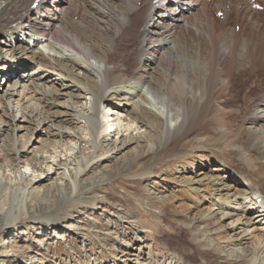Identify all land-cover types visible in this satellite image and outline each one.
<instances>
[{"label":"bare ground","instance_id":"6f19581e","mask_svg":"<svg viewBox=\"0 0 264 264\" xmlns=\"http://www.w3.org/2000/svg\"><path fill=\"white\" fill-rule=\"evenodd\" d=\"M118 1L122 2L109 6L108 0H87L81 3L78 0H0V45L3 44L1 42L3 39L8 48L12 49V56L15 52L29 55L39 66L37 76L40 78L48 76L43 75L41 67H48L66 74L76 70L79 77L87 83L90 81L89 87H80V89L82 88L83 93H91L94 100L91 101L90 106L84 108L86 113L77 112L74 117L78 124H82L83 133L81 134L89 137V141H86L87 138L85 139L77 131L74 134L68 130L57 129L52 134L59 139L56 142L58 147H61L65 136L71 137L77 143L93 144L92 154L88 157L83 156L75 162L80 167L75 174V183L77 176L81 178L90 169L101 164L102 157H97L93 153L102 149L105 140L107 141L108 134L105 140L101 137V133L106 132V123H110L109 126L114 129L113 138L117 137L124 127L125 132H129L118 142V146H113L114 148L109 150L107 156L118 153L143 138L139 132L143 126L150 132L152 129L151 136H155L151 145L148 142L145 143L147 153L158 149L163 154L167 153L173 145L187 138L194 129L202 131L206 141H211L215 146L219 140H223L226 152L222 148L224 152L222 153L220 147L218 150L222 154L213 153L208 158H202L206 160L203 164L191 166L192 169L195 167L201 169L203 166L206 169L216 165L210 172H222L223 177L206 178L204 179L206 182L199 179L187 181L185 177L179 179L177 176L170 178L172 184L181 187L180 197L184 202L179 207V213L193 212L194 217L202 222V229H192V231L187 222L180 221L182 229L185 232L189 231L190 244L196 250L182 248L175 251L173 255L177 258L176 264H264V80L261 81L257 75L264 71L262 50L257 49V44L252 45V41L236 39H230L226 43L227 49L220 50L221 48L217 46L221 36L217 32H221L224 27L221 23V25L215 23L211 10L223 20L229 8L233 7L232 0ZM214 2H216V8L213 10L211 4ZM245 2L264 9V0H246ZM218 7L220 10L216 12ZM218 15L217 19H219ZM77 17H80L79 22H76ZM81 17L85 20H81ZM138 17L141 19L139 30L130 34ZM128 32L130 35L127 34ZM201 37L207 40L209 43L207 46L202 45ZM25 38H30L31 42L33 40L35 45L46 43V47L54 53L51 55L48 52L52 60H48V56L32 49L31 46L18 47L19 42L26 40ZM129 46H131L130 49H128ZM190 46H193V52H188ZM133 51L136 53L134 66L131 72L126 74V65H129L127 59ZM162 60H168L170 65L167 68L163 67ZM6 73H12V71L4 70L1 75L7 76ZM27 74L18 75V77L27 79L31 75ZM91 76H98L100 81L92 80ZM128 80H134L137 89L139 86L144 87L145 93L139 89L135 90L138 100L132 103L129 119L127 117L123 119L118 111L119 107L116 106L110 110L112 112L110 122L104 121L103 119L108 117L107 113L103 112L104 105H110L108 99L113 94L108 92L109 89L112 86L124 84ZM235 81L242 85L244 90L242 97L245 104L240 123L253 125L254 122L259 121L260 126L259 129H253L247 134L246 147L239 142L236 143V138H240L238 134H241V131L237 129L243 127V124L235 128L229 119L232 113L237 115L238 112L226 107L219 99L233 94L230 88ZM72 83L73 86L79 87L71 81ZM33 85L36 86V84ZM214 88L217 89L216 93L213 92ZM249 89L258 90L260 95H254ZM22 93L23 100L26 96H28L27 100L37 97L39 99L37 101L42 103L41 109L55 106V97L45 91L40 93V98L38 89L35 91L28 88ZM145 94H150L157 106L164 107V110H161L162 118L145 108L143 104H150ZM218 99L219 102H217ZM129 100L131 98H128ZM1 103L4 104L2 99ZM247 104L250 105L247 106ZM60 106L64 107V105ZM67 108L72 111L74 109L71 105H67ZM101 108L104 109L101 110ZM41 109L36 111L37 109L31 110L27 107L21 109L20 107L16 112L20 114L22 123L28 125H31V120L37 116L39 119L36 126L38 125L39 128L50 119L54 121L62 115L59 112H45ZM175 109L178 110L175 111ZM207 111L210 113L208 119ZM90 117L98 118L97 133L90 127ZM174 120L176 123L173 127H169L167 123ZM125 121L126 124H124ZM130 123L135 127L132 128ZM205 123L210 127L208 128ZM9 126L0 118V136L4 132L3 127ZM132 131H135L136 135L133 136ZM27 138L29 139V136ZM28 139L16 148L14 139L9 138L11 143L9 145L12 146L10 155L14 156L13 160L16 163L20 162L22 155L29 153ZM6 151L0 150V160L2 156L8 155L9 152ZM65 151L61 150L59 154L50 158L60 159L61 153ZM143 152V149L137 151L126 161L136 162L143 156ZM225 156L231 157L232 160ZM39 157L42 159L41 162H38ZM32 158L34 163L29 162L27 167L31 166L33 173L35 170L41 172V175L34 178V184L46 180L56 171L55 167L45 162L49 158L39 154ZM27 167L18 174L22 181L27 175L26 172L29 169ZM120 171L122 172L123 169L117 170V173L107 174V181L121 175ZM177 173L178 171L175 174ZM202 174L203 172H199L195 174V177ZM62 175L66 181V174ZM150 175L151 172H142L137 176L149 177ZM3 181L4 179H0V187ZM227 182L230 184L228 185ZM232 182L238 183L239 188L235 187L232 193L225 192L231 189ZM79 192L80 188L75 190V185L73 188L70 187L68 192L61 193L59 197L61 204L69 207L81 205V199H74ZM187 197L193 198L196 204L201 205V209L198 210L195 205L185 204ZM172 200L173 198L169 196L168 201ZM204 203L206 207H203ZM170 209L172 213H178L175 207L171 206ZM42 210L51 211L50 207ZM12 211L2 222L3 234H9L10 229H15L23 223L40 219L50 220L48 216L39 218L23 210ZM209 221L213 222L210 230L206 228V222ZM137 251H140V248H137ZM194 251L198 256L197 263H192L182 253L194 254Z\"/></svg>","mask_w":264,"mask_h":264},{"label":"rangeland","instance_id":"374dc122","mask_svg":"<svg viewBox=\"0 0 264 264\" xmlns=\"http://www.w3.org/2000/svg\"><path fill=\"white\" fill-rule=\"evenodd\" d=\"M78 1L81 3L87 0ZM108 1L109 6L122 2L118 0ZM232 1L233 7L229 8L223 20L221 16L211 10L215 23L222 24L224 27L221 32H217L221 34L217 46L221 48L220 50L227 49L226 43L230 39L252 41V45L257 44V49H261L264 54V9H258L250 5L249 2H245L246 0ZM88 3L86 2V4ZM211 7L214 10L216 2L212 3ZM219 10L218 7L216 12ZM217 15L219 19H217ZM79 18H76V22L80 21ZM82 19L84 18L81 17ZM140 21L139 17L135 20V27L130 30V34L138 32ZM25 39L29 42L24 40L25 42H19L17 46H31L32 49L42 52L45 56H48V52L51 55L54 54L46 47V43L35 45L30 38ZM200 41L203 46L209 44L204 37H201ZM223 41L225 42L224 45ZM1 42L3 44L0 45V64H2L0 65V100L2 99L4 104H0V118L2 122H7L10 126L3 127L4 132L0 136V150L9 152L5 157L2 156L0 160V179H4L3 185L0 187V206L2 207L0 211V264H172L173 261V264H176L177 258L173 255L175 251L182 248H194L189 241V231L185 232L182 229L180 225L182 222L180 223V221L187 222L191 228L190 230L202 229V222L194 217L193 212L183 211L179 213V207L184 202L180 197L181 187L172 184L171 179L173 176H177L179 179L185 177L187 181L199 179L206 182L204 180L206 178L213 179L224 175L222 172H210L216 165L206 167V169H204L205 166L201 169L200 167L192 169L191 166L203 164L206 160L202 158H208L213 153H219L220 150L218 149L220 147L221 152L222 148L226 152L225 142L219 140L215 146L211 141H206L202 131L194 129L187 138L179 144L173 145L167 153L163 154L160 149L147 153L145 143L148 142L151 145L155 136H151L153 134L152 129L150 132L147 127L141 125L143 127L139 132L143 138L120 152L107 156L109 150L118 146V142L127 136L129 132H125L124 127L117 137L108 136L106 141V134L112 135L110 123H106V132L101 133V137L105 140L103 148L93 153L97 157H102L101 164L90 169L81 178L77 176L75 183V174L80 168L75 162L83 156L88 157L91 155L93 144L90 142L77 143L71 137L65 136L61 147H58L56 142L59 139L52 134L57 129L68 130L71 133L74 132V134L76 131L79 134L83 133L82 124H78L74 117L77 112L86 113L84 108L90 106L91 101L94 100L91 93H83L81 90L83 87H89L90 81L87 83L86 80L79 77L76 70L71 74H66L58 69L48 67H41L43 75L47 74L48 76L46 78L41 76L40 78L37 76L39 66L33 62L29 55L15 52L12 56V49L8 48L3 39H1ZM130 48L131 46L128 47V49ZM189 49L188 52H193V46H190ZM131 54L127 59L129 65H126V74H129L134 66L136 53L133 51ZM47 58L52 60L49 56ZM162 61L161 65L163 67L167 68L170 65L168 60ZM4 70L12 71V73H6L7 76L5 74L1 75ZM27 73L31 74L27 78L28 81L18 77V75H28ZM257 75L261 81L264 80V71L257 73ZM91 79L100 81L98 76H93ZM71 81L79 87L73 86L74 84H71ZM135 83L134 80H128L124 84L112 86L114 89L112 87L109 89L108 92L113 94L108 99L110 105H104L105 110L103 112L108 115L107 118L103 119L104 121L110 122L109 120L112 119L110 110L116 106L119 107L118 111L123 119L130 118L129 113L132 111V103L138 100V97L135 96V90L139 89V91L145 93V88L139 86L137 89ZM237 83L236 81L232 82L230 92H233V94L219 99L224 102L226 107L232 110L235 109L238 112L237 115L232 113L229 119L235 128L243 124V127L237 129L241 131V134H238L240 138H236V143L239 142V144L246 147L247 134L253 129H259L260 126L258 125L259 121L254 122L253 125L245 122L240 123L245 100L242 97L243 86ZM33 84H36V86ZM80 87L82 88L80 89ZM28 88L35 91L38 89L39 95L44 91L49 95H53L55 106L41 109L42 103L37 101L39 100L37 97L28 98L27 100L28 96H26L23 100L22 91ZM215 89H213L214 93L217 92V89ZM249 91L254 95H260L256 89H249ZM145 95L150 100V104H143L145 108L162 118L161 110L163 111L164 107L157 106L150 94ZM38 97L40 98L41 95ZM216 97L218 98L217 95ZM121 98L127 99L123 100ZM128 98H131V100L128 101ZM219 99L217 102H219ZM60 105H64V107ZM67 105L73 106V111L69 110ZM249 105L247 104V106ZM20 107L21 109L24 107L31 110L37 109L36 111L41 109L45 112H59L62 115L54 121L50 119L39 128L38 125L36 126L39 119L37 116L31 120V125L22 123L20 114L16 112ZM104 108H101V110ZM177 110L175 109V111ZM209 116L210 113L207 111V119ZM90 118V127L97 133L98 118ZM175 123L174 120L167 123V125L173 127ZM124 124H126V121ZM130 125L132 128L135 127L132 123ZM206 125L208 128L210 127L208 124ZM81 135L85 139L87 138L86 141H89V137L85 134ZM132 135H136V132L132 131ZM9 138L14 139L16 148L26 142V139L29 140V153L22 155L18 163L13 160L14 156L10 155V147L12 146L9 145L11 144ZM241 138L242 140H240ZM63 144L65 146H62ZM142 149L144 150L143 156L136 162L126 161ZM61 150L67 151L61 153L60 159L53 160L50 158L59 154ZM37 154L49 158L45 162L55 167L56 171L50 174L46 180L34 184V178L41 175V172L35 170L33 173L31 166L27 167V165L30 164L29 162H33L32 157ZM225 157L232 160L229 156ZM41 160L39 157L38 162H41ZM57 164L58 166H55ZM26 167L29 169L26 172L25 180L22 181L18 174L24 171L23 169ZM236 168L238 169V167ZM121 169H123L122 172L120 171L121 175L116 174L117 177L115 176L111 181H107V174L117 173L116 171ZM177 171L178 173L175 174ZM142 172H151V175L149 177L137 176ZM199 172H203V174L195 177V174ZM63 173L66 174V181L63 179ZM74 185L75 190L80 188L81 192L74 199H81L82 204L79 206L74 205V207L63 206L64 204H61L59 198L61 193L68 192V189L73 188ZM237 185L238 183L232 182L231 189L225 192H234L235 187L239 188ZM169 196L173 198L172 201H168ZM185 204L195 205L198 210L201 209V205L196 204L191 197H187ZM171 206L175 207V211L178 213H172ZM206 206V203H204L203 207ZM45 207H50L51 211L44 212L42 209ZM12 210L14 212L17 210L19 212L22 210L27 213L30 212L34 214L33 216L39 218L48 216L50 220L40 219L23 223L16 226L15 229H10L9 234H3L2 222L5 218H8ZM212 223V221L206 222V228L210 230ZM137 248H140V251H137ZM194 250L196 249L194 248ZM195 252L194 254L182 253L192 263H197L198 256Z\"/></svg>","mask_w":264,"mask_h":264}]
</instances>
